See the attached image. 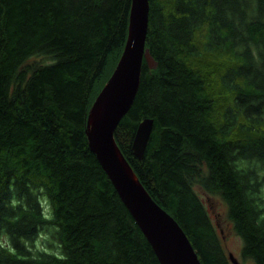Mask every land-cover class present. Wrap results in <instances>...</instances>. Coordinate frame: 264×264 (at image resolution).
I'll list each match as a JSON object with an SVG mask.
<instances>
[{
  "label": "trees",
  "instance_id": "trees-1",
  "mask_svg": "<svg viewBox=\"0 0 264 264\" xmlns=\"http://www.w3.org/2000/svg\"><path fill=\"white\" fill-rule=\"evenodd\" d=\"M148 3L154 65L143 59L115 142L201 264L234 263L196 185L226 204L241 255L264 264V0ZM130 5L0 0V264H160L85 131ZM144 116L153 123L138 158L131 142ZM44 228L58 250L32 247Z\"/></svg>",
  "mask_w": 264,
  "mask_h": 264
},
{
  "label": "water",
  "instance_id": "water-1",
  "mask_svg": "<svg viewBox=\"0 0 264 264\" xmlns=\"http://www.w3.org/2000/svg\"><path fill=\"white\" fill-rule=\"evenodd\" d=\"M148 9V0H131L127 39L113 71L88 109L86 136L90 149L150 243L159 263L201 264L192 243L175 218L148 194L138 179L136 183L126 174L116 157L118 146L114 130L135 98L142 61L145 59L149 66L154 65V59L145 47ZM105 98L108 101L103 114L90 125V115ZM152 123L151 117L144 116L136 125L131 148L138 158L144 154Z\"/></svg>",
  "mask_w": 264,
  "mask_h": 264
},
{
  "label": "rangeland",
  "instance_id": "rangeland-1",
  "mask_svg": "<svg viewBox=\"0 0 264 264\" xmlns=\"http://www.w3.org/2000/svg\"><path fill=\"white\" fill-rule=\"evenodd\" d=\"M40 59H43L40 55H33L30 57L31 61ZM114 62L109 64L108 68L105 70L106 72L104 76L97 81L93 94L99 92L98 90H100L104 82L107 80L108 75L114 68ZM92 98L93 97H91V99ZM195 189L204 201L210 217L216 227L220 243L225 248L230 258L232 257V262L234 264H251L252 261L250 258H245L241 255V239L233 230L232 222L227 216L226 204H224L222 198L216 193L205 191V189L199 185H196ZM42 205L43 208L45 207L44 210L47 212V202L43 198ZM1 240H4V238H1ZM32 241V247L43 248L46 250H58L57 241L54 240L52 235L49 233L48 228L42 229Z\"/></svg>",
  "mask_w": 264,
  "mask_h": 264
},
{
  "label": "bare ground",
  "instance_id": "bare-ground-1",
  "mask_svg": "<svg viewBox=\"0 0 264 264\" xmlns=\"http://www.w3.org/2000/svg\"><path fill=\"white\" fill-rule=\"evenodd\" d=\"M107 98H105L95 109L94 112H92V114L89 117V124L91 125L95 120H97L104 112L105 110V105L107 103ZM116 152V157L120 163V165L122 166V169L126 172V174L128 176H130L134 182L138 183L137 181V177L136 175L133 173L132 169L130 168V166L128 165V163L124 160L122 154L120 153V151L118 150V148L115 149Z\"/></svg>",
  "mask_w": 264,
  "mask_h": 264
}]
</instances>
